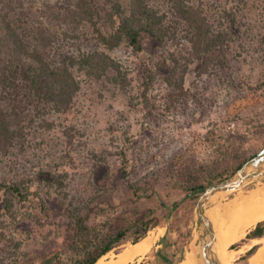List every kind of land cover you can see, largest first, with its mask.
<instances>
[{
    "label": "rangeland",
    "instance_id": "374dc122",
    "mask_svg": "<svg viewBox=\"0 0 264 264\" xmlns=\"http://www.w3.org/2000/svg\"><path fill=\"white\" fill-rule=\"evenodd\" d=\"M95 2L101 15L99 27L107 34L112 31L113 5L107 0ZM204 2L218 16L225 0ZM150 3L168 15L179 37L160 46L157 40L144 36L140 53L126 43L114 50L103 47L93 28L74 21L75 0H14L11 5V17L29 40L35 25L43 22L51 29L55 34L52 55L57 60L78 58L97 49L109 54L119 69H111L100 78L77 71L80 89L67 113L54 111L27 89L7 104L19 107L23 119L13 148L0 153V183L32 186L47 200L49 211L43 212L42 201L34 196L26 207L15 201L14 215H7L4 204L13 197L0 188V264L15 257L16 248L41 252L39 248H65L69 244L66 228L71 219L64 215L52 187L55 179L65 185L67 202L82 207L84 213L87 206L90 224L101 221V208L110 206L117 209V218L126 221L130 216L137 218L136 210H152L146 222L154 224L166 220L170 210L163 204L183 199L186 186L201 182L206 188L225 181L242 162L264 149L262 0H243L245 9L235 39L203 60L193 58L184 25L177 21L169 3ZM124 154L128 178L122 173ZM132 185L140 188L139 195ZM256 192L264 196V180L230 194L226 206L238 196ZM220 215L218 211L217 227ZM180 216L171 223L174 225ZM181 224L194 236L185 258L194 254L195 264H202L200 255L197 258V220L194 217L189 226L184 221ZM165 232V228L155 227L147 236L155 235L158 244ZM138 236L139 230H133L105 262L120 264ZM172 240L178 260L183 248L179 232L173 233ZM244 240L230 248L234 264H249L247 253L261 245L247 237ZM147 255L128 259L126 264H147Z\"/></svg>",
    "mask_w": 264,
    "mask_h": 264
},
{
    "label": "trees",
    "instance_id": "16d2710c",
    "mask_svg": "<svg viewBox=\"0 0 264 264\" xmlns=\"http://www.w3.org/2000/svg\"><path fill=\"white\" fill-rule=\"evenodd\" d=\"M113 5L112 31L103 33L99 24L101 15L95 0H75V19L86 23L97 34L99 43L109 50H114L126 43L136 53L143 51V38L149 36L158 41L160 46L178 39L177 29L170 25L169 17L150 3V0H130L126 5L124 0H107ZM175 14L177 21L184 25L187 32L186 43L191 49L194 59H207L213 51L233 41L237 35L236 26L240 16L244 13L243 0H225L224 8L220 15L215 16L208 10L204 0H166ZM14 0H0V7L7 8V12L0 8V153L6 154L13 148L19 136L18 127L23 116L19 107L7 105L16 101L24 89L40 97L44 102L52 105L54 111L59 113L70 112L76 94L80 89L77 71H85L90 77L100 78L111 69H119L115 60L107 53L95 50L81 57L69 56L57 60L52 55L55 34L43 22L33 28L32 39L29 40L21 32L16 22L11 17V8ZM249 2V1H248ZM264 5V0H262ZM249 7L248 4H244ZM10 10V11H9ZM43 23V24H42ZM185 72L187 71L184 70ZM257 155V154H256ZM254 155V157L256 156ZM248 160L242 162L241 168ZM123 176L128 178V158L124 154ZM212 176V175H211ZM59 178V176H57ZM214 178H209L213 181ZM59 183V184H58ZM59 196L60 206L64 215L71 219L66 228L70 242L65 248H39V251L16 248L15 257L10 256L2 264H97L100 259L121 247L133 230H139V236L133 244L145 238L150 230L155 227L168 228V232H179L183 243L181 255L173 253L174 241L169 233L160 243L162 246L153 249L147 256V264H180L185 260L186 248L194 239L193 232L184 231L181 224L184 221L189 226L195 217L198 199L205 189L201 182H194L185 187L187 195L174 202L172 205L163 204L168 208L166 220L146 222V218L153 211L138 213L137 218L128 220L119 219L117 209L113 206L101 208L99 217L101 221L90 224V214L85 213L82 207L67 202L68 193L62 180L55 179L52 184ZM57 185V186H54ZM138 194L139 187L131 186ZM0 188H5L12 195L10 202L4 204L6 214L14 215L15 201L26 207L31 198L37 196L42 201V210L48 213L47 200L41 192L33 191L28 185L22 187L20 183H0ZM194 201V202H193ZM42 212V213H43ZM98 215V214H97ZM180 218L173 225L174 217ZM16 218V216H14ZM120 220V222H119ZM61 224H59V227ZM264 235V222L250 231L247 238L252 239ZM61 236V235H60ZM245 240H242L244 242ZM259 246H254L248 253L253 255ZM38 250V248H37Z\"/></svg>",
    "mask_w": 264,
    "mask_h": 264
},
{
    "label": "bare ground",
    "instance_id": "6f19581e",
    "mask_svg": "<svg viewBox=\"0 0 264 264\" xmlns=\"http://www.w3.org/2000/svg\"><path fill=\"white\" fill-rule=\"evenodd\" d=\"M220 214L221 218L218 227L216 215L215 224L219 238L222 263L234 264L235 255L233 256L230 252L232 245L244 240L252 228L260 222H264V196L259 194V192L253 193L250 196H238L220 211ZM157 239L155 235L151 234L143 238L140 242L133 244L123 254L120 264H125L127 259H134L147 254L153 248ZM253 242L261 245L253 255L249 256V264H264V247L262 246L264 244V238L254 240ZM105 257L100 259L97 264H114L105 262ZM195 263L196 258L194 254L189 255L182 262V264Z\"/></svg>",
    "mask_w": 264,
    "mask_h": 264
},
{
    "label": "water",
    "instance_id": "95a60500",
    "mask_svg": "<svg viewBox=\"0 0 264 264\" xmlns=\"http://www.w3.org/2000/svg\"><path fill=\"white\" fill-rule=\"evenodd\" d=\"M264 149L246 162L230 178L220 183L206 187L201 193L196 210L198 249L202 264H223L220 254V244L215 224V215L222 211L230 194L245 187L247 184L264 180ZM218 199V200H217ZM214 200L217 202L211 204Z\"/></svg>",
    "mask_w": 264,
    "mask_h": 264
},
{
    "label": "crops",
    "instance_id": "0c3cea01",
    "mask_svg": "<svg viewBox=\"0 0 264 264\" xmlns=\"http://www.w3.org/2000/svg\"><path fill=\"white\" fill-rule=\"evenodd\" d=\"M233 199V198H232ZM257 226H255L254 228H252L250 231H252V230H254L255 228H256ZM162 228V227H161ZM162 229H164V228H162ZM165 229H166V232H165V234H163V236H162V238L164 237V236H166L168 233H169V235L172 237V235H173V233L172 232H168V228L167 227H165ZM249 231V232H250ZM248 232V233H249ZM162 238H160V240H159V242H158V244H157V242L155 243V245L153 246V248L147 253V254H149V253H151L152 251H153V249H158V248H160L162 245L161 244H159L160 243V241H161V239ZM262 238H264V235L263 236H261V237H256V238H252V239H250L251 241H254V240H258V239H262ZM194 240V239H193ZM250 247H253V246H250ZM260 248V247H259ZM146 255V254H145ZM148 256V255H147ZM139 257V256H138ZM137 258V257H136ZM128 260V259H127ZM127 263V261L125 262V264Z\"/></svg>",
    "mask_w": 264,
    "mask_h": 264
}]
</instances>
